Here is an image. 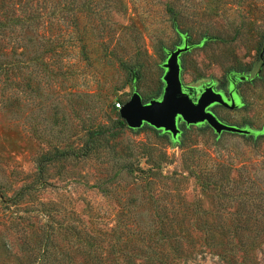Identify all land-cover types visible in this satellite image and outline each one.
Returning a JSON list of instances; mask_svg holds the SVG:
<instances>
[{
  "label": "rangeland",
  "instance_id": "obj_1",
  "mask_svg": "<svg viewBox=\"0 0 264 264\" xmlns=\"http://www.w3.org/2000/svg\"><path fill=\"white\" fill-rule=\"evenodd\" d=\"M38 1L25 83L0 73V264H145L149 246L155 264H229L207 237L237 243L236 228H264L237 220L264 195V0ZM179 31L192 43L185 84L260 73L238 85L244 106L215 108L257 134L189 125L173 141L120 124L109 103L135 87L161 95ZM91 129L103 131L92 143ZM214 195L237 196L219 211ZM248 247V264H264V235Z\"/></svg>",
  "mask_w": 264,
  "mask_h": 264
},
{
  "label": "water",
  "instance_id": "obj_2",
  "mask_svg": "<svg viewBox=\"0 0 264 264\" xmlns=\"http://www.w3.org/2000/svg\"><path fill=\"white\" fill-rule=\"evenodd\" d=\"M183 35L184 43L178 45L173 50H167V56L161 66L164 69V87L159 97L145 101L141 93L135 87L130 99L124 103L119 110L121 118L128 127L138 129L144 125H149L163 132L170 133L173 138H178L182 134L180 121L186 124H208L217 135L223 132H233L239 134L258 133L251 126H239L229 124L219 118L211 106L215 103L223 104L234 109V106L242 105L241 98L236 94L235 99L228 98L223 92L215 90L213 85L202 88L198 97H194L192 86L183 81L182 55L188 51L192 45L189 44V36L179 31ZM261 65L259 72L262 70ZM234 87V84H233Z\"/></svg>",
  "mask_w": 264,
  "mask_h": 264
},
{
  "label": "trees",
  "instance_id": "obj_3",
  "mask_svg": "<svg viewBox=\"0 0 264 264\" xmlns=\"http://www.w3.org/2000/svg\"><path fill=\"white\" fill-rule=\"evenodd\" d=\"M67 3L70 5L76 3L78 0H66ZM41 3L38 0H1L0 3V73L4 75L5 82L10 85L14 83V80L17 81L19 86H23L26 80V73L25 71L28 69L29 66V56L28 51L30 49V37L29 32L31 30L32 21H34L35 25H39L43 18L41 13L35 12V6L39 7ZM168 10L173 14L174 20L178 17L177 11L174 10L173 7H168ZM208 37L205 36L204 40ZM42 44H39L41 47ZM41 54V52L39 53ZM40 56V55H39ZM12 74V77L10 76ZM28 80V78H27ZM115 100L109 103V107L111 110L117 111L119 114V121L120 124H126V122L121 118L119 110L120 107H117L115 104ZM120 103L122 106L124 105L125 101L117 102ZM144 128H152L149 125H144L141 128L130 130L137 132ZM264 132V130H263ZM103 134L101 130H89V142L92 143L94 139ZM237 195H214L216 201V207L220 211L223 209L224 202L233 199ZM261 198V199H259ZM258 202H254L252 204L257 205V211L254 215H245L247 212L243 213L242 215H238L237 213V220H240V217L243 216L245 219L243 220L245 223H250L252 220L255 222L264 223V195H259L257 197ZM222 207V208H221ZM198 214L201 212L197 211ZM205 214V213H202ZM218 218L224 217V214H216ZM239 217V218H238ZM158 230V229H157ZM156 230V232H157ZM165 231L161 228V231L157 234H163ZM206 234V231H204ZM234 236L237 238V243L234 241H219L220 245L215 243V235H210L207 237L206 240L210 241L209 246H220L219 255L221 260L231 264L233 263V259L236 257V252L239 251L243 255L242 257V264H248L249 262V247L253 246V241L258 237L264 235V228L261 230H253L251 228H245L243 230H238L236 228ZM223 234H230L227 230L222 231ZM159 236V235H158ZM215 236V237H214ZM249 237V238H248ZM144 238V237H143ZM245 238V240H244ZM145 239V238H144ZM217 239V238H216ZM247 239V240H246ZM244 240V241H243ZM154 242L160 246L162 243L159 239H155ZM160 242V243H159ZM176 248L181 249L182 243L180 242L179 238L175 236ZM226 242V243H225ZM225 243V244H224ZM149 255L145 258V264H155L158 262V253L155 247H148ZM240 256V255H239ZM127 264H139L136 262L134 258H129L127 260Z\"/></svg>",
  "mask_w": 264,
  "mask_h": 264
},
{
  "label": "flooded vegetation",
  "instance_id": "obj_4",
  "mask_svg": "<svg viewBox=\"0 0 264 264\" xmlns=\"http://www.w3.org/2000/svg\"><path fill=\"white\" fill-rule=\"evenodd\" d=\"M179 37H180V41L178 42V45H182L184 43V38H183V35L181 33H179ZM189 44L192 45V43L188 42ZM167 56V53L165 55V58ZM261 55H260V59H261ZM164 70V69H163ZM260 73H256L254 76L251 75L250 72H247V71H244V70H231V71H228L226 73V77L224 80L222 81H217V80H211V81H207L205 83H202V84H199V85H190L192 86V90H193V95L194 97H198V95L201 93L202 91V88L204 86H206V84L208 85H213V87L215 88V90L219 91V92H223L228 98L230 99H235L236 101V94L241 98L243 104L242 105H235L234 106V109L235 108H239L241 106H244V100L242 98V96L240 95L239 93V83H242V82H249V81H252L255 77H257ZM233 84H234V87H233ZM218 106H222V107H226V108H230L229 106H225L223 104H219V103H215L211 106L212 110L214 111V113L217 115L216 111H215V108L218 107ZM231 109V108H230ZM218 116V115H217ZM219 118H221L220 116H218ZM222 119V118H221ZM224 120V119H222ZM190 125H199V124H190ZM202 125H208V124H202ZM180 126H181V129L183 130V127L184 126H189L188 124H186L183 120L180 121ZM160 131H162L161 129H158ZM264 130V128H263ZM163 132V131H162ZM166 133L167 135H169L171 137V139L173 141H177L179 139L178 138H173L172 135L170 133H167V132H164ZM250 134H257V133H250ZM248 134V135H250Z\"/></svg>",
  "mask_w": 264,
  "mask_h": 264
},
{
  "label": "built area",
  "instance_id": "obj_5",
  "mask_svg": "<svg viewBox=\"0 0 264 264\" xmlns=\"http://www.w3.org/2000/svg\"><path fill=\"white\" fill-rule=\"evenodd\" d=\"M116 106L120 107V108L122 107V105L120 103H116Z\"/></svg>",
  "mask_w": 264,
  "mask_h": 264
}]
</instances>
